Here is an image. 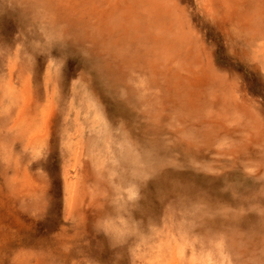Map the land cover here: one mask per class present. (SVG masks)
<instances>
[{
  "label": "rangeland",
  "instance_id": "374dc122",
  "mask_svg": "<svg viewBox=\"0 0 264 264\" xmlns=\"http://www.w3.org/2000/svg\"><path fill=\"white\" fill-rule=\"evenodd\" d=\"M218 233L264 264V0H0V264H207Z\"/></svg>",
  "mask_w": 264,
  "mask_h": 264
},
{
  "label": "bare ground",
  "instance_id": "6f19581e",
  "mask_svg": "<svg viewBox=\"0 0 264 264\" xmlns=\"http://www.w3.org/2000/svg\"><path fill=\"white\" fill-rule=\"evenodd\" d=\"M160 3H161V1H160ZM144 81H145V79H144ZM95 114H96V118H99L100 119L99 113H95ZM99 130H102V126L101 125L99 127ZM124 142H127V140H125V138H124ZM121 145H122L121 146V149H123V148H125L126 143H122ZM135 154H138V153H135ZM132 160L133 161H136V155H134V154L132 155ZM177 228L180 229V225H178ZM226 235H227L226 233L225 234L218 233V234H215V235H211L210 236V240H209L210 241L209 242V245L210 246L207 249V251L205 252V254L207 255V257L204 259V262L205 263H207V264H214V262L216 261L217 264H233V260H232L230 254L231 253L232 254L233 253L234 254L235 253L237 254V252H235L233 249H231L230 248V245L232 243H235V241L232 242L233 236H230L229 238L225 239V236ZM228 239H229V241L227 242L226 240H228ZM212 246H213V248H210ZM210 250H213L214 253L212 251H210Z\"/></svg>",
  "mask_w": 264,
  "mask_h": 264
}]
</instances>
